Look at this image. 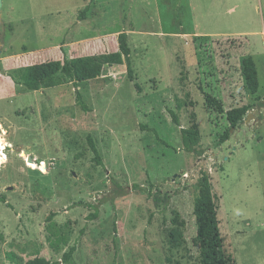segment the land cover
Listing matches in <instances>:
<instances>
[{
  "label": "rangeland",
  "instance_id": "374dc122",
  "mask_svg": "<svg viewBox=\"0 0 264 264\" xmlns=\"http://www.w3.org/2000/svg\"><path fill=\"white\" fill-rule=\"evenodd\" d=\"M245 57L256 66L255 95L244 85ZM64 62L84 64L89 79L75 87L26 76L30 66ZM200 87L224 112L250 107L253 118L223 144L226 116ZM193 120L199 154L181 143ZM204 172L226 254L264 264V0H2L0 264L57 262L73 246L68 264H195L193 202ZM115 184L127 195L100 204ZM86 204H100L96 220Z\"/></svg>",
  "mask_w": 264,
  "mask_h": 264
},
{
  "label": "trees",
  "instance_id": "16d2710c",
  "mask_svg": "<svg viewBox=\"0 0 264 264\" xmlns=\"http://www.w3.org/2000/svg\"><path fill=\"white\" fill-rule=\"evenodd\" d=\"M118 49L120 54L124 57L127 77L130 81L134 79L131 63L129 59L130 49L127 44V36L125 33L119 34ZM242 77L244 79V85L247 91L255 95L258 92V78L255 63L251 57L243 58L241 62ZM51 75H57L58 84L72 83L75 87L77 83L85 82L89 79L87 67L82 63H76L71 66L67 62L62 65L55 63L52 67L49 63H43L40 65L30 66L26 70V76L35 81H40ZM135 88L140 91L141 88L138 83H134ZM27 88L32 91H37L38 86L34 83L27 85ZM199 91L204 97L205 102L214 109L218 114H225L226 120L229 124L228 129L219 138V143L223 144L230 138V130L234 129L238 123H240L249 111V106H242L239 108H233L224 112L222 103L213 97L212 95L204 92L200 87ZM76 100L78 105L83 111H87L86 106L81 101V96L77 92ZM169 116L174 125L181 127L178 114L169 111ZM147 129V128H144ZM152 131V130H150ZM154 131V130H153ZM180 136L183 150L189 154H199L198 147L200 145L201 136L199 126L193 120L189 127L180 128ZM88 145L93 154V162L97 166H103L102 158L100 157L97 148L91 138H88ZM116 189L113 192V196L110 198H104L100 204L109 202L113 205L114 200L127 195L124 188L118 184H115ZM139 186H133L137 189ZM140 189V188H139ZM198 193L193 202V216L195 219L196 236L194 238V244L198 247V261L195 264H233L234 260L225 252L223 239L220 232V222L218 219V199L213 193V187L211 183L210 174L204 172L197 183ZM0 202H3L2 200ZM86 204L88 208L92 210L89 214L88 220L94 221L98 217L99 205ZM52 217V216H51ZM75 252V246H73L67 253H65L60 261L50 262L44 258L36 257L28 260L25 264H68Z\"/></svg>",
  "mask_w": 264,
  "mask_h": 264
},
{
  "label": "water",
  "instance_id": "95a60500",
  "mask_svg": "<svg viewBox=\"0 0 264 264\" xmlns=\"http://www.w3.org/2000/svg\"><path fill=\"white\" fill-rule=\"evenodd\" d=\"M1 7H2V0H0V9H1ZM253 118V115H252V113H249V114H247V116H246V121L248 122L250 119H252ZM234 129H231L230 130V132L231 131H233ZM27 160H28V162L29 163H32V162H34V159L32 158V157H28L27 158Z\"/></svg>",
  "mask_w": 264,
  "mask_h": 264
}]
</instances>
